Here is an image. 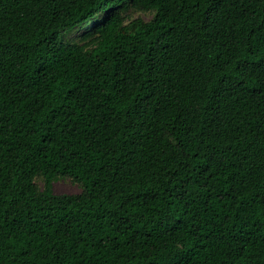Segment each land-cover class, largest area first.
<instances>
[{
    "label": "trees",
    "instance_id": "obj_1",
    "mask_svg": "<svg viewBox=\"0 0 264 264\" xmlns=\"http://www.w3.org/2000/svg\"><path fill=\"white\" fill-rule=\"evenodd\" d=\"M0 264H264V0H0Z\"/></svg>",
    "mask_w": 264,
    "mask_h": 264
},
{
    "label": "rangeland",
    "instance_id": "obj_2",
    "mask_svg": "<svg viewBox=\"0 0 264 264\" xmlns=\"http://www.w3.org/2000/svg\"><path fill=\"white\" fill-rule=\"evenodd\" d=\"M138 16H143L145 19H149L151 17V14L139 12L136 10H131L129 13L130 18H135ZM85 30V28H79L74 31H72L68 36L67 39H74L76 38L80 33H82ZM40 186L44 187V180L43 179H37ZM53 189L55 193H78L80 191V187L75 184L70 178H61L59 180L54 181Z\"/></svg>",
    "mask_w": 264,
    "mask_h": 264
}]
</instances>
